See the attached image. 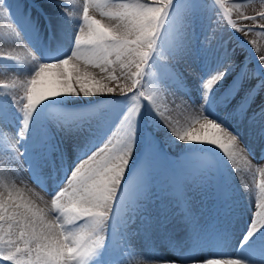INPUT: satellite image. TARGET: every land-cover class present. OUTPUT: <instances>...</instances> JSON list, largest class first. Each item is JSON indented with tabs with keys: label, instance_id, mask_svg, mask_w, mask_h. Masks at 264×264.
Segmentation results:
<instances>
[{
	"label": "bare ground",
	"instance_id": "bare-ground-1",
	"mask_svg": "<svg viewBox=\"0 0 264 264\" xmlns=\"http://www.w3.org/2000/svg\"><path fill=\"white\" fill-rule=\"evenodd\" d=\"M256 1L254 8L258 12L264 8V0ZM0 6H4L0 11L6 16L9 15V19L0 16V55L15 57V60L0 57V85L19 87L22 80L31 77L38 64L57 62L71 54L74 35L81 23L83 0H3ZM216 10L220 11L222 7L204 0L179 1L173 10L171 9L169 21L165 23L158 38L156 51L148 62L157 70L156 85L153 92H150L156 97L157 109L153 110L147 100L145 109L150 115L155 113L157 119H160L157 124V134L164 133L171 143H181L171 135L162 120L167 118L182 125L185 119L195 115L196 108L185 107L181 101L198 107L202 103V82L225 64H230L224 79L210 92L208 102L203 109L204 114L222 121L239 136L253 164L258 167L264 166V132L261 131L264 129V114L254 117L255 113L264 112V99L257 102L255 111L246 114L245 117L239 111L242 104L247 102L248 106L251 100L249 94L261 80H264V68L260 66L256 55V48H259L260 54H264V29L256 26L245 36L229 25V17L223 13L219 15ZM90 13L105 24L111 23L107 17L101 16L99 10L92 9L91 6ZM177 17L180 21L178 29L171 23ZM233 22L237 25L253 26L250 20ZM10 28H16L19 32L21 44L14 42L16 34L9 31ZM249 41H253L255 47L249 44ZM30 51L36 60L32 61ZM161 56L164 58L162 59ZM244 70L246 74L242 77L241 73ZM90 71L99 72L98 69H90ZM36 87L39 91L58 89L60 84L56 70L43 73ZM7 89L0 87V101L6 103L5 107L10 116H5L0 111V130L4 129V124H11V121L15 120L14 127L20 131L23 116L18 105L8 102L5 96ZM261 89L264 93V88L258 90ZM233 91L234 95L225 100V97ZM128 99L119 95L118 89L116 95L62 94L49 98L33 113L25 137L19 140V142L23 141L19 150H31L39 140L38 135H47L55 149L56 141L84 144L99 139L96 144L98 148L116 130L122 115L130 106ZM61 117L65 118L64 121ZM253 117L254 119H250ZM3 133L12 139L14 137L13 141L19 139V132H8V134L3 131ZM184 144L186 143H181ZM188 145L194 144L188 143ZM197 146L215 151L216 169L224 182L221 180L219 192L211 201L226 214L223 221L226 224L224 232L232 239L231 242L235 243L236 249V246H243V243L247 242L249 238L245 241V236L249 230L244 232L239 220L237 222L236 218L232 217L231 199L241 196L255 206V185L261 176L256 168L243 173V180L252 188L250 198L242 186L241 179L219 149L204 144H195L191 148ZM89 149L85 147L77 150L76 153L73 152L68 157L71 165L68 163L65 165L64 156H60L57 151L59 166L62 163L65 173L70 174ZM148 161L152 162L145 177L148 190L136 199L139 201L140 198H144L146 201L138 210V214L141 215L140 223H137L139 230L136 232V226L132 229L128 227V238L131 240L130 247L132 254L134 253L135 264H154V262L158 264L157 261L188 264L196 261V258L190 256L187 243L194 227L200 222L204 209L203 202L195 197L193 189L188 185L187 175L180 178L181 184L177 191L175 182L178 179L174 173L168 168H164L165 170L162 168L155 153L144 147L140 149V145L135 143L121 193L128 188L130 181L135 180L139 170ZM50 182L53 185L57 183L56 179ZM117 199L120 201L119 198ZM118 205L120 202H117ZM135 212L134 209L124 210L125 223L133 220ZM260 231L263 233L264 228Z\"/></svg>",
	"mask_w": 264,
	"mask_h": 264
},
{
	"label": "snow or ice",
	"instance_id": "snow-or-ice-1",
	"mask_svg": "<svg viewBox=\"0 0 264 264\" xmlns=\"http://www.w3.org/2000/svg\"><path fill=\"white\" fill-rule=\"evenodd\" d=\"M225 0H215V4L224 6ZM3 0H0V5ZM173 0H83L81 23L74 35L71 54L62 60L38 64L30 78L20 82L22 95L12 93L18 100V109L22 113V128L19 139L12 144L17 158L21 155L16 145L23 139L29 128L30 120L36 109L47 99L62 94L68 95H119L134 102L122 115L116 130L102 145L77 162L60 189L51 197L50 203L42 197L33 199L30 190L19 189L9 180L8 173L0 171V264H90L105 242L107 221L113 216L114 221L122 217L124 210H130L136 199L147 192L145 177L151 161L139 170L134 181L121 193L125 183V174L135 147V120L139 114L142 97L153 110L157 109L156 97L143 91L146 66L153 52L165 23L169 21ZM92 9L99 10L101 16L111 23L105 24L94 18ZM4 6H0L3 8ZM241 7V5H236ZM107 9V11H105ZM74 15L73 13H71ZM225 15L227 12L225 11ZM0 16L9 19L3 11ZM241 20H250L253 26L237 25L230 18L229 25L236 32L247 36L258 26L264 29V8L252 16L241 14ZM179 28V17L171 21ZM15 43L21 44L16 28ZM255 47L253 41H249ZM32 61L36 57L29 52ZM260 66L264 68V54L256 48ZM0 57L13 59L12 56ZM163 59L164 57L161 56ZM230 64H225L206 78L202 84V103L191 106L181 101L185 107L196 108V114L182 125L164 118L165 127L181 143L204 144L219 149L232 165L236 175L242 180V186L252 197V188L243 180V173L256 168L261 179L256 182V210L245 241L255 232L264 228V166L253 164L250 154L239 136L232 132L222 121L204 114L212 89L224 79ZM90 69H98L95 73ZM56 70L60 87L39 91L37 84L45 72ZM246 74L242 71L241 76ZM5 89L10 85H0ZM11 87H16L12 85ZM236 87H239L237 83ZM264 88L261 80L249 94ZM234 91L225 100L230 99ZM247 102L239 111L243 113ZM264 112L255 113L260 116ZM250 118V119H254ZM264 132V129H261ZM13 139H15L13 137ZM17 167L23 168L18 162ZM189 168L199 169L207 166L204 160L189 162ZM181 181L175 182L179 191ZM117 197L120 209L113 215ZM123 223V220H120ZM243 243V242H242ZM158 264H176L175 261H157ZM155 264V262H154ZM193 264H245L231 256H210L194 261Z\"/></svg>",
	"mask_w": 264,
	"mask_h": 264
},
{
	"label": "rangeland",
	"instance_id": "rangeland-1",
	"mask_svg": "<svg viewBox=\"0 0 264 264\" xmlns=\"http://www.w3.org/2000/svg\"><path fill=\"white\" fill-rule=\"evenodd\" d=\"M179 1L183 0H173L172 10ZM204 1L215 3V0ZM256 2V0H225L222 10L216 11L219 15L222 13L225 15L226 11L227 15L225 16L231 18L233 21H245L241 20V14L245 16L255 15L257 11L254 5L257 4ZM236 5H241V7H236ZM215 8L218 7L215 6ZM260 22L264 23L263 21ZM145 72L146 76L142 82L144 83V87L141 90L150 93L153 92L156 85L155 76L157 75V70L152 63H148ZM1 80H3V78ZM255 83L257 84L258 81ZM12 93H19V95H17V99H19V96L22 95L20 88L10 87L5 93L10 104L18 105V100L13 99ZM131 95L132 93H129L128 100L130 106L134 103L131 100ZM262 99H264L262 89L260 91L257 90L252 96L246 110L241 113V115L245 117L246 114L254 112L255 105H257L256 103L260 102ZM139 102L141 108L135 120V124L137 123V125H135V143L140 145V149L144 147L146 150L148 149V151L155 153L158 156L162 168H168L179 181L182 176L187 175L189 177V180H187L189 181L188 185L193 189L192 191L195 197L203 202L202 208L204 211H202V218L200 222L197 223L196 227H194L192 236L187 243L190 256L196 258V261L210 256H231L244 261L245 264H264V231L262 233L258 230L249 237L247 242L243 243V246L238 245L236 249L235 243H232V239L224 232L226 224L223 221L226 214L222 211L223 209L215 207V204L211 201L217 196L222 181L224 182L219 171L216 169L215 151L200 146L192 149L191 146L193 147L195 144H174L167 140L164 133L157 134L156 129L160 119H157L155 113L150 115L149 111L145 109L146 100L141 97ZM5 105L6 103L4 101H0V111L4 113L5 116H10ZM39 112L41 113V110ZM61 119L64 121L65 118L61 117ZM185 121L186 119L183 122ZM14 124L15 120H12L11 124H4V129L0 130V171L8 173L9 180L19 189L25 190L26 194H28V190H30V195L33 199L39 200V198L42 197L50 203L51 197L60 189L69 176V174L65 173V169L62 166L63 164L61 163L60 166L58 164L56 156L57 151L60 153V156H64L65 165L66 163L71 165L68 157L72 155L73 152L76 153L77 150L87 147L90 148L88 152H85L87 156L90 152L95 150L94 148H96L99 139L95 140V142H85L84 144L74 141H68L67 143L66 141H56L55 149L49 142L47 135H38L39 140L31 150H19L20 143L23 144L22 140L16 145V150L21 154L17 158L16 152L13 151L11 147L16 141H13L11 137L3 133V131L7 133H18L19 129L15 128ZM198 147L200 149H198ZM197 160L206 161L207 166L199 169L189 168V162L195 163ZM17 162L21 164L23 168L17 167L15 165ZM126 175L127 173L125 174V178L127 177ZM52 179H56L57 183L53 185L50 182ZM44 180L45 182H43ZM240 198L241 196L231 199V214L233 218H236L235 220H237V222L239 220L240 227L244 228L243 231L245 232L249 230L252 214L256 208L245 199ZM117 202L119 203L120 201L117 199ZM117 202L113 207V215L120 209V205L117 206ZM145 203L146 201L144 198L135 201V205L131 210L134 209L136 212L132 217L133 220H130L129 223H125L124 221V211L122 217L115 221L113 216H110L107 221L104 246L99 250L97 256L90 261V264H135L133 258L134 253L132 254L130 247L131 240L128 238V227L132 229L136 226V232H138L137 223L141 218V215L138 214V210L143 207ZM219 209L222 212L219 211ZM121 219L123 223L120 222ZM193 262L194 261L188 264H193Z\"/></svg>",
	"mask_w": 264,
	"mask_h": 264
}]
</instances>
